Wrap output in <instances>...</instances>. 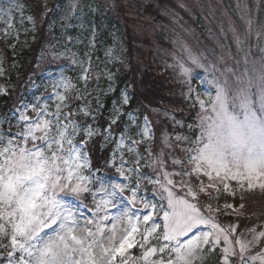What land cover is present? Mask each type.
Masks as SVG:
<instances>
[{
	"label": "snow or ice",
	"instance_id": "6c2138e0",
	"mask_svg": "<svg viewBox=\"0 0 264 264\" xmlns=\"http://www.w3.org/2000/svg\"><path fill=\"white\" fill-rule=\"evenodd\" d=\"M244 64L239 74L229 69L232 84L207 81L215 94L206 92L207 102L195 97L199 135L192 139L178 133L171 142L166 138V145L179 152L171 161L179 170L169 172L157 158L155 179L139 171L141 141L124 133L106 165L123 181L97 175L89 147L98 133L87 122L92 115L87 107L69 110L73 97L68 94L77 91L71 78L61 74L53 84L54 111L40 97L32 104L22 101L13 111L15 123L9 120L8 128L0 130V249L5 250L0 257L6 264H197L223 239L222 264H231L233 257L239 264H264V248L249 254L264 231L252 240L237 236L234 246L230 235L236 225L222 227L216 220L221 209L207 202L217 199L221 188L235 196L229 181L242 191L264 190V59L259 67L255 61L248 67L245 56ZM90 67L80 76L85 83ZM180 71L190 76L183 64ZM186 82L190 97L193 89ZM0 92L6 89L0 86ZM111 124L106 139H111ZM148 124L145 117L139 133L144 138H150ZM125 149L136 152L135 166L125 160ZM143 181L153 186L154 201L140 195L147 191ZM89 196L92 208L83 202ZM223 208L236 210L232 204ZM134 248L139 256L131 254Z\"/></svg>",
	"mask_w": 264,
	"mask_h": 264
},
{
	"label": "rangeland",
	"instance_id": "374dc122",
	"mask_svg": "<svg viewBox=\"0 0 264 264\" xmlns=\"http://www.w3.org/2000/svg\"><path fill=\"white\" fill-rule=\"evenodd\" d=\"M27 1L30 4L24 0H0V69L3 70L0 73V86L5 88L4 78L7 77L9 69L1 41L10 44L9 41L14 39L18 42L22 35L28 34V24L39 20L40 24L43 23L51 12L48 25L49 42L38 57L40 77L32 83L24 103H35L36 98L40 97L41 102L49 105V111H54L57 101L52 95L53 84L59 80L61 74L71 78L77 91L68 94L73 97L69 110L84 106L91 111L92 115L87 118V122L97 131L96 136L101 142L103 139L102 145L111 146L109 161L113 156L116 141L124 133L132 140L141 141L137 145L139 157L142 158L139 171L152 179H155V173L160 171L158 166L153 165L157 158L164 160L169 172L179 170V166H173L171 163L172 158L178 156L179 152L175 151V146L169 148L166 145V138L171 142L178 133L192 139L199 135L197 125L200 107L195 102V97L199 95L200 99L207 102L209 97L205 93L215 94L213 85L207 81L215 78L223 84L227 79L229 84H232L233 77L229 69L235 70L237 74L243 71L245 56L248 59V67H251L254 61L259 67L260 61L264 59V51H261L264 49V0H57L53 7L51 2L54 0ZM30 5L34 8V16ZM69 37L72 39L69 40ZM73 53L76 64L71 62ZM192 57L204 67L194 64ZM89 63V79L85 83L80 76L84 68L89 67ZM181 64L191 70L190 76L181 74ZM147 70L153 73L159 71L163 76L166 75V88L160 87V95L174 103L177 100L184 102V109L188 110L186 113L191 115V111L193 112V121L189 124L191 128L174 118L170 111L160 110L161 108L151 104L144 103L149 111L144 112L143 119L139 112L125 109L133 99V90L129 91L123 87L117 92L119 76L128 73L131 78L135 75L136 78L139 76L145 79L147 76L150 79ZM186 81L190 82L193 89L190 97L189 83ZM139 84L144 100L149 98L150 92L145 90L150 91L151 85L145 86L141 81ZM143 87L147 88L143 90ZM125 97L128 99L127 104L123 103ZM167 105L171 106L164 104ZM104 110L107 116L105 119L110 122L116 120L112 125L117 127L121 123L123 126V130L117 135L111 131V139H106L108 134L105 129L108 127L102 130L97 120ZM145 117L151 129L150 138L139 134L145 126ZM157 124H164V127L157 130ZM165 125L172 128V139ZM124 157L128 165L135 166L133 161L138 159L136 152L128 153L125 149ZM118 160L117 157V163ZM109 168L108 173L105 169H99L97 175L122 182L123 178L115 173V169ZM95 169L93 167V170ZM132 176L137 178L135 173ZM229 184L230 191H235V196L245 197L248 193L257 192L261 195L256 197L259 204L264 205V190L256 188L242 191L236 182L229 181ZM142 187L147 191L141 192L140 195L154 201L155 197L151 194L153 186L143 181ZM174 191L177 195H182L179 189ZM235 196L222 190L218 200L215 199L214 207L224 204L219 200L224 198L223 200L227 201L229 197L236 198ZM83 202L89 208L93 207L90 196ZM81 211H84L86 216L91 215L85 209ZM160 215L162 216V212ZM216 220L225 228L236 225V233L230 235L234 246L237 236L243 240H252L254 234L264 231V219L257 222V225L247 227H241L237 222H223L219 218ZM249 229H255V233L248 231ZM260 241L249 254H255L264 248V237L260 238ZM3 242L7 243L6 240ZM223 247L224 242L221 239L220 245L214 251H206L197 264H213L216 262L212 259L214 257H218L219 263L222 264ZM131 254L139 256L140 250L134 248ZM0 264L6 262L2 261ZM231 264H239V258H231Z\"/></svg>",
	"mask_w": 264,
	"mask_h": 264
},
{
	"label": "trees",
	"instance_id": "16d2710c",
	"mask_svg": "<svg viewBox=\"0 0 264 264\" xmlns=\"http://www.w3.org/2000/svg\"><path fill=\"white\" fill-rule=\"evenodd\" d=\"M25 2H28L27 0H24ZM38 1V0H35ZM55 1L51 2L52 7L55 5ZM59 1V0H58ZM61 1V0H60ZM29 3V2H28ZM30 4V3H29ZM31 12H33V16L35 14L33 6L30 5ZM51 13V12H50ZM48 13L46 18L44 19L43 23L40 20L35 21V23L28 24L29 26V32L28 34H25L24 36L16 42V40L11 39L9 41L10 44H5V42L2 40L3 44V50L5 54V61L8 66V72L7 77L4 78V87L6 89V92H0V130L7 129L8 128V121L11 120L14 124L15 121L13 119V111L14 109L20 105L22 101H24L30 91V87L35 80V77H39V62L38 57L39 53L43 51L46 48L47 43L49 42L50 38V32L49 30V23H50V16L51 14ZM50 15V16H49ZM39 22V23H38ZM16 42V44H13ZM12 66V68H11ZM135 67V64L134 66ZM133 71V70H132ZM151 70H147V74H149L150 79L145 76V79L142 77L136 78L135 75L130 77V74L123 73L119 76V85L117 87V92H119L123 87H126L129 89V91L133 90V99L130 100L129 105L125 107L126 110H136L139 112L141 118L144 116V112H148L149 108L144 104H151L156 106L157 108H161L160 110H163L164 104H169L174 106V108H183L184 109V102L183 101H171L170 99L167 100L165 96L160 95V87L165 89L166 83L168 81L167 77L161 78L160 75L157 73H153ZM152 74V75H151ZM164 76H166L164 74ZM136 79V80H135ZM140 81L143 85L149 86L151 85V90L147 91L145 90L147 87H143V90H145L147 93L150 92L149 98L145 99L143 98V95L141 94V86ZM134 85V86H132ZM132 86V88H131ZM132 89V90H130ZM151 95V96H150ZM138 97L141 99H138ZM177 109V108H176ZM105 111L98 117V123L102 130L105 129L106 126H109L111 124L110 120L105 119L107 116H105ZM178 111V110H177ZM174 117L178 120H181L184 122L185 125H189L192 123V115L186 116L182 115L180 112H174ZM121 122V121H120ZM125 124V122H122ZM112 125L111 124V130L116 135L119 134L123 130V126L120 123L119 126ZM160 127H164V124L162 125H156V129L159 130ZM165 127L168 129V132L170 134V137L172 139L173 137V131L171 127H168L165 125ZM104 136V135H103ZM104 143L103 139L102 142L100 141V138L98 136H95V138L90 142L89 147V155L91 158L92 166L96 169L108 171L109 167L106 166L109 161L110 152L112 150L111 146L104 147L102 144ZM176 151V150H175ZM178 152V151H177ZM222 188L221 192L222 193ZM234 198L236 201H244L245 203V209L241 211V214L234 215L229 211H226L222 208V204L219 205L221 207V212L217 215L216 218H219L221 221H227V222H237L239 226L241 227H247V226H254L259 223V221H262L264 219V205L261 206L259 204V199L256 197H261L257 192L254 193H248L247 196L241 197V196H235ZM231 197H229L230 199ZM224 199V198H223ZM219 200L220 202H224V200ZM218 200V199H216ZM209 203H212L213 206L215 204V200L207 201ZM218 205V204H217ZM223 221V222H224ZM216 262L213 264H220L218 257L212 258ZM1 263V261H0ZM206 264V263H204Z\"/></svg>",
	"mask_w": 264,
	"mask_h": 264
}]
</instances>
